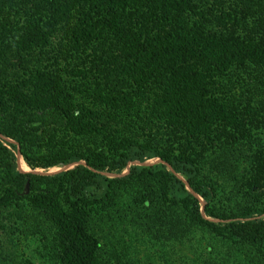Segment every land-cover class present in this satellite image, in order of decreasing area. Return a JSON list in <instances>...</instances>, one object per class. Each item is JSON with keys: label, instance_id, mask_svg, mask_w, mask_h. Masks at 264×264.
<instances>
[{"label": "trees", "instance_id": "16d2710c", "mask_svg": "<svg viewBox=\"0 0 264 264\" xmlns=\"http://www.w3.org/2000/svg\"><path fill=\"white\" fill-rule=\"evenodd\" d=\"M207 1L0 0V264H32L26 238L54 264H106L125 226L181 264H264V39L231 24L264 0H227L216 26ZM1 137L31 170L82 163L21 172ZM144 154L184 181L101 174Z\"/></svg>", "mask_w": 264, "mask_h": 264}, {"label": "rangeland", "instance_id": "374dc122", "mask_svg": "<svg viewBox=\"0 0 264 264\" xmlns=\"http://www.w3.org/2000/svg\"><path fill=\"white\" fill-rule=\"evenodd\" d=\"M204 12L212 20V26L217 25L218 17L225 11L233 13L228 7L227 0H208L202 7ZM253 15L244 17L238 15V23L231 21L234 25V30L237 34L244 37H250L257 40L264 39V14L259 11L257 5L252 1ZM252 75L260 78H255V82L260 88L261 96H264V73L263 72H251ZM261 74V75H260ZM247 80H250L247 78ZM253 80V79H251ZM250 81L248 85L250 86ZM244 90V89H243ZM264 114L262 115V123L258 126V132L262 141H264ZM3 144L10 149L16 159L17 169L21 172H32L41 175H54L58 174L68 168H73L82 162H71L64 166L49 167L47 169L36 168L31 170L21 155L18 152L17 144L8 138H2ZM165 166L168 170H171L175 175L184 181L183 175L177 171H174L171 167L161 161L158 157H154L149 154H144L141 159L134 158L127 161L126 165L117 172H102V176L106 177H124L127 176L132 168H141L143 166ZM203 204L202 199H200ZM120 234L114 233L109 240L103 242L102 245V258L106 264H181V260L177 256L178 254H172L171 249L165 245L158 244L156 241H149L148 237L138 227L131 228L125 226L120 229ZM201 235H198L199 237ZM203 242V241H201ZM225 253V246H220ZM16 257L20 260H29L32 264H54L53 260L48 256L49 252L44 251L40 243L36 239L26 238L15 245ZM221 252V250H219ZM48 252V253H47ZM50 255V254H49ZM221 255V254H220ZM51 256V255H50ZM205 257V256H204ZM177 262L173 263V260ZM172 263H169V261Z\"/></svg>", "mask_w": 264, "mask_h": 264}]
</instances>
